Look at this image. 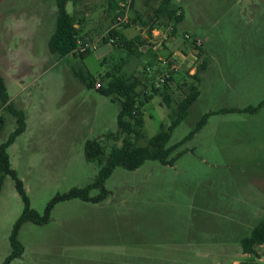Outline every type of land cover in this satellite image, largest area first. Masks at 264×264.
Here are the masks:
<instances>
[{"label": "rangeland", "instance_id": "1", "mask_svg": "<svg viewBox=\"0 0 264 264\" xmlns=\"http://www.w3.org/2000/svg\"><path fill=\"white\" fill-rule=\"evenodd\" d=\"M109 1L66 4L67 12L82 20L80 39L96 50L60 58L47 49L53 0H0V74L12 105L26 117L25 131L6 152L29 207L40 216L55 197L95 181L100 165L85 159L87 140L97 139L108 154L123 137L117 102L82 85L74 73L88 72L99 82L126 59L121 71L148 87L165 71L159 61L143 70V57L103 43L114 24ZM158 3L132 0L129 19L148 20ZM171 4L182 13L174 33L172 22L155 24L153 35L139 23L113 28L128 38L146 35L148 44L140 51L150 46L157 60L168 54L180 75L194 73L205 60L198 97L167 143L180 142L175 152L181 154L172 165L146 160L134 170L115 168L102 186L88 190L96 202L56 200L45 223L19 228L21 264H264V244L255 247L256 255L244 254L240 246L264 215V0ZM193 39L200 45L192 46ZM170 90L174 99L181 97L180 89ZM171 110L159 94L144 102L143 137L136 144L164 128ZM207 113L203 125L182 141ZM2 117L0 143L16 125L4 109ZM110 133L119 139H106ZM23 206L6 175L0 191V264L10 253L11 229ZM63 254L84 259L67 260Z\"/></svg>", "mask_w": 264, "mask_h": 264}, {"label": "trees", "instance_id": "2", "mask_svg": "<svg viewBox=\"0 0 264 264\" xmlns=\"http://www.w3.org/2000/svg\"><path fill=\"white\" fill-rule=\"evenodd\" d=\"M55 5V22L53 33L47 40L48 52L58 57H64L72 54L79 57L88 55L91 51L83 53L75 52L77 39L79 36L81 25V18L74 14L67 12L66 4H75V0H53ZM132 4V2H131ZM109 8L115 11L114 15L118 14L119 9L117 2L109 1ZM132 7V5H131ZM114 19V18H113ZM182 20V13L178 9H174L171 0H159L157 7L153 10L148 20H141L140 17L130 19L132 23H139L142 27L147 26L148 33L158 22H172L171 33L176 30V24ZM123 26H128L124 24ZM110 39L112 41H110ZM103 43H110L118 46L127 52V56L143 57L146 60L143 70L151 68L158 60V54L146 47L145 51H140V47L147 45L145 39L136 35L127 38L123 33L117 29L111 28L109 32L102 37ZM192 46L194 45L191 41ZM200 56V52L197 53ZM162 57L168 58V54H163ZM126 59H121L111 72H106L100 76V81L95 82V78L88 72H75V78L85 87L92 88L98 91L99 94L111 98L112 101L117 102L118 112L116 116V125L118 132L123 135L121 144L113 146L108 154L105 153L103 146L97 139L87 140L84 144V156L88 161H96L99 165L97 177L93 183L82 189H72L67 194L61 197H55L49 202L45 208L43 216L38 215L33 209L29 207L28 199L24 193L22 182L16 177L15 171L10 168L8 155L6 149L14 142L15 138L25 130V115L22 110L14 108L9 101L6 92L5 81L0 74V108L9 112L15 119V128L9 133L7 139L0 143V191L3 178L8 175L14 181L16 192L20 195L23 201V210L18 218L15 220L11 234L9 237L10 253L5 257L2 264H9L12 260L18 258L22 253V246L16 239L19 228L26 222L35 224H43L47 220L48 212L56 200L68 198H80L83 201L96 202L97 198H90L88 190L92 187H100L103 182L109 177L111 172L121 167L126 170H134L139 167L146 160H156L164 165H172L180 152H175L179 143L168 146L170 132L187 114L189 107L197 99L199 91L197 84L199 82V72L203 71L206 65L203 60L196 71L192 74L184 73L180 75L179 72L167 71L163 82L159 86H154L153 83L146 86L140 78L135 74H126L121 71L122 65ZM98 84V87H96ZM175 87L180 89L181 97L174 99L169 88ZM153 94H159L163 104L171 108V113L168 115L169 123L165 125L158 133L149 138L144 145H137L136 140L143 137L142 135V112L143 103L149 100ZM246 110H249L248 108ZM251 110V109H250ZM205 114L196 127L191 131L182 141L191 137V135L199 129L205 122ZM4 120L0 116V130L3 126ZM106 139L118 140V134H106ZM181 141V142H182ZM264 244V215L257 221L252 228L249 236L244 237L240 241L241 250L247 255H256L255 247ZM239 264H255L252 261H244Z\"/></svg>", "mask_w": 264, "mask_h": 264}, {"label": "built area", "instance_id": "3", "mask_svg": "<svg viewBox=\"0 0 264 264\" xmlns=\"http://www.w3.org/2000/svg\"><path fill=\"white\" fill-rule=\"evenodd\" d=\"M131 2L132 0H123L121 1V3L118 5L119 6V10H118V14H116V16L114 17L113 19V22L114 24L112 25L111 28H113L114 26H117V25H124V24H128L130 25L131 22H130V19H129V10H130V7H131ZM130 23V24H129ZM156 31L153 29H151L150 33L153 35ZM149 33V34H150ZM142 35V34H140ZM105 36L104 34L102 35V37ZM186 38H189V36L185 35ZM143 39H147L146 38V35L143 34ZM110 41H112L110 39ZM194 45H197L199 46L201 41L199 39H193L192 40ZM93 50H96V45L92 42H88V41H85V40H82V39H77L76 41V48H75V52L77 53H83V52H86V51H93ZM159 58L158 61L159 63H162L164 65V68H165V71H162L160 74V76L158 77V79L153 83L154 86H159L160 83L163 82V79H164V76L166 75L167 71H177V68L174 66V63L175 62L173 59H171L170 57L168 58H163L161 59ZM96 87H98V84H96ZM1 113H2V108H0V116H1Z\"/></svg>", "mask_w": 264, "mask_h": 264}, {"label": "crops", "instance_id": "4", "mask_svg": "<svg viewBox=\"0 0 264 264\" xmlns=\"http://www.w3.org/2000/svg\"><path fill=\"white\" fill-rule=\"evenodd\" d=\"M128 38V37H127ZM9 101L11 102V99H9ZM12 103V102H11ZM19 110H21V109H19ZM23 111V110H22ZM24 112V111H23ZM1 115H2V113H1ZM24 115H25V113H24ZM26 118V117H25ZM25 124H26V122H25ZM25 128H26V126H25ZM25 131V130H24ZM25 255L23 254V253H21V255L18 257V258H16V259H14V260H12L9 264H11V263H13V262H16V264H21L24 260H25V257H24ZM61 257H64V259H67V260H83L84 258L83 257H73V255H68V254H63V255H60ZM33 264V263H32Z\"/></svg>", "mask_w": 264, "mask_h": 264}]
</instances>
